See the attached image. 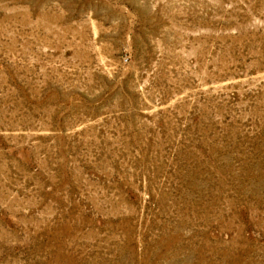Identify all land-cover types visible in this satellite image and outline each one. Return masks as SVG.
Here are the masks:
<instances>
[{
    "label": "rangeland",
    "instance_id": "374dc122",
    "mask_svg": "<svg viewBox=\"0 0 264 264\" xmlns=\"http://www.w3.org/2000/svg\"><path fill=\"white\" fill-rule=\"evenodd\" d=\"M0 264H264V0H0Z\"/></svg>",
    "mask_w": 264,
    "mask_h": 264
}]
</instances>
